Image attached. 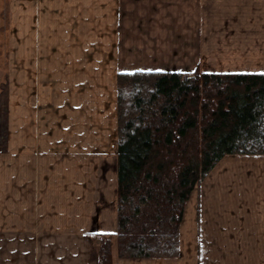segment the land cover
<instances>
[{
    "label": "crops",
    "instance_id": "1",
    "mask_svg": "<svg viewBox=\"0 0 264 264\" xmlns=\"http://www.w3.org/2000/svg\"><path fill=\"white\" fill-rule=\"evenodd\" d=\"M12 46L0 264H99L103 237L115 264H264V155L194 189L178 256L117 245L118 75L264 74V0H14Z\"/></svg>",
    "mask_w": 264,
    "mask_h": 264
},
{
    "label": "trees",
    "instance_id": "2",
    "mask_svg": "<svg viewBox=\"0 0 264 264\" xmlns=\"http://www.w3.org/2000/svg\"><path fill=\"white\" fill-rule=\"evenodd\" d=\"M120 258L178 256L185 207L225 156L264 155V74L120 73ZM99 264H115L103 237Z\"/></svg>",
    "mask_w": 264,
    "mask_h": 264
},
{
    "label": "rangeland",
    "instance_id": "3",
    "mask_svg": "<svg viewBox=\"0 0 264 264\" xmlns=\"http://www.w3.org/2000/svg\"><path fill=\"white\" fill-rule=\"evenodd\" d=\"M14 0H0V138L3 130L7 128V119L13 117V78L11 76V59L13 54L12 46V7ZM212 73V72H208ZM229 74V73H223ZM1 128L3 130H1ZM119 142V135H118ZM231 156H254L234 154L225 156L221 159L214 169L219 165L232 166L233 160L229 161ZM254 159H252L253 161ZM249 159L247 160V162ZM242 163L240 167L245 166L255 169L256 164L250 165L249 163ZM237 166V165H236ZM254 167V168H253ZM214 169L212 171H214ZM209 175V174H208ZM207 175V176H208ZM206 176V177H207ZM205 177V178H206ZM204 178V179H205Z\"/></svg>",
    "mask_w": 264,
    "mask_h": 264
}]
</instances>
